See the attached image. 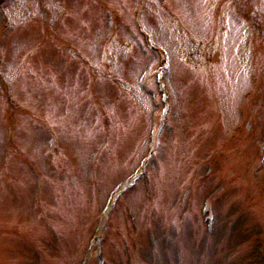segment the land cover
<instances>
[{"label": "rangeland", "instance_id": "1", "mask_svg": "<svg viewBox=\"0 0 264 264\" xmlns=\"http://www.w3.org/2000/svg\"><path fill=\"white\" fill-rule=\"evenodd\" d=\"M0 264H264V0H0Z\"/></svg>", "mask_w": 264, "mask_h": 264}]
</instances>
